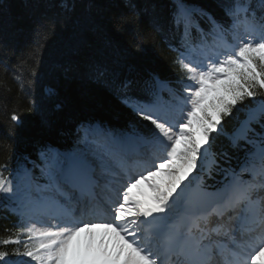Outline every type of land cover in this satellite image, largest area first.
<instances>
[{
  "label": "snow or ice",
  "instance_id": "obj_1",
  "mask_svg": "<svg viewBox=\"0 0 264 264\" xmlns=\"http://www.w3.org/2000/svg\"><path fill=\"white\" fill-rule=\"evenodd\" d=\"M259 12L252 0H228L225 25L179 5V63L187 76L183 94L158 82L170 92L167 102L156 92L141 100L132 94L138 81L91 67L90 77L115 89L149 126L122 134L89 126L75 150L42 152L39 175L22 168L14 182L0 173V199L40 214L24 226L34 242L20 255L36 264H264V133L252 127L264 128V0ZM196 16L206 18L207 31ZM128 22L127 16L114 21L117 27ZM192 29L200 34L196 43ZM229 35L234 45H227ZM146 38L138 36L136 52ZM246 100L253 105L246 106L247 118L226 135L233 147L241 141L248 147L238 168H225L212 134L223 132L224 117ZM198 168L223 179L214 191L200 185L192 198Z\"/></svg>",
  "mask_w": 264,
  "mask_h": 264
},
{
  "label": "trees",
  "instance_id": "obj_2",
  "mask_svg": "<svg viewBox=\"0 0 264 264\" xmlns=\"http://www.w3.org/2000/svg\"><path fill=\"white\" fill-rule=\"evenodd\" d=\"M227 2L2 0L0 173L14 182L22 168H31L39 175L44 164L42 152L75 150L80 146L84 128L89 126L99 125L116 134L146 129L148 122L140 120L115 89L90 77L91 67L107 68L110 78L138 81L132 94L141 100L156 92L158 82L183 94L187 73L181 68L179 55L184 27L176 23L177 8L184 5L203 10L227 25ZM130 6L140 13L138 19L132 17ZM252 6L259 15V0H252ZM121 16L129 17V22L117 27L114 21ZM195 19L202 29H209L205 17ZM153 20L158 29L153 27ZM141 35L147 38L136 52L134 45ZM199 36L192 29L193 43ZM164 94L170 101V92ZM246 106L253 105L248 100L237 105L232 115L224 117L223 132L212 134V150L221 165L237 167L244 158L248 146L241 141L240 147H233L226 134L247 118ZM13 114L19 117L18 122L12 121ZM252 127L255 132L264 133L259 124ZM202 172L198 168L192 176ZM25 224L26 215L20 213L16 203L0 199V253H6L0 257V264H36L30 257L20 255L34 242L29 239Z\"/></svg>",
  "mask_w": 264,
  "mask_h": 264
},
{
  "label": "rangeland",
  "instance_id": "obj_3",
  "mask_svg": "<svg viewBox=\"0 0 264 264\" xmlns=\"http://www.w3.org/2000/svg\"><path fill=\"white\" fill-rule=\"evenodd\" d=\"M220 58L222 59L223 57L221 56ZM158 162H159V161H157V163H158ZM117 179L120 180V182H124V181L127 180V175L121 173V175H120ZM141 188H142L143 190H148L146 184L141 185ZM33 220L39 221V220H40V214H38V216H33ZM52 223L55 224L56 221L53 220ZM37 227H40V224H39V223H37Z\"/></svg>",
  "mask_w": 264,
  "mask_h": 264
}]
</instances>
